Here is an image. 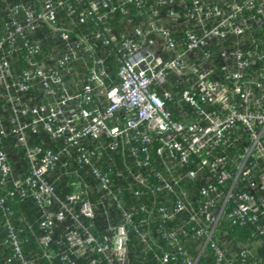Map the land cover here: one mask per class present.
Masks as SVG:
<instances>
[{"label":"built area","instance_id":"1","mask_svg":"<svg viewBox=\"0 0 264 264\" xmlns=\"http://www.w3.org/2000/svg\"><path fill=\"white\" fill-rule=\"evenodd\" d=\"M0 5V264H36L20 238L33 227L12 209L26 200L40 211L43 257L59 264H129L132 233L156 264L208 253L210 264H264L249 248L264 245V0ZM62 179L74 190L60 196ZM234 228L252 242L229 240Z\"/></svg>","mask_w":264,"mask_h":264},{"label":"trees","instance_id":"2","mask_svg":"<svg viewBox=\"0 0 264 264\" xmlns=\"http://www.w3.org/2000/svg\"><path fill=\"white\" fill-rule=\"evenodd\" d=\"M33 0H6V2L8 3H16V2H20V3H30ZM1 7V5H0ZM2 14L0 15V19H1ZM130 17L132 19V25L133 24H137L139 23L137 17H136V10L133 7H130ZM112 24L115 26L116 28V32L119 33H123V29L120 28L121 26V20L118 21L114 20V22H112ZM174 27H177V25H175ZM174 27H171L172 29ZM183 28V25H181L180 27H177L176 29H174V32L177 34L178 32H180ZM180 35V34H179ZM178 35V36H179ZM37 36L40 38V40L43 42V50L46 51L47 49H49L50 46H48V42L50 40H48V38H45V33L41 34H37ZM36 36V37H37ZM37 37V38H38ZM38 38V39H39ZM51 44V43H49ZM109 69L110 71L113 69V65L112 61L109 60ZM19 65V62L16 61L15 63L12 64V67L17 69L16 66ZM112 72V71H111ZM114 72H112L113 74ZM1 106H4V104H2V102H0V108H2ZM0 114L1 110H0ZM7 112L5 111L4 115L5 117ZM31 143H39L40 142V137H30L29 138ZM50 144V141L46 140V145L48 146ZM51 145V144H50ZM4 148L5 151L7 152L8 156H9V161L10 164L12 166V169L14 170L15 173H17L18 175L20 174H24L25 172V160L23 157V151L21 149H15L12 145V140L9 141H5L4 142ZM145 173V172H144ZM71 182V181H70ZM57 193L58 195L62 196L65 193L68 192H72L74 189L73 187L67 183V179H62L57 185ZM123 200L125 202V206H129V202L133 201V199L131 198V196L124 191L123 192ZM96 195L92 196V200L96 201ZM98 211L96 213V219L94 221L95 223V230H94V235L96 237L99 238V240H101V237L105 234V229L108 225V222L106 221V218L103 214L104 209H102L101 207H98ZM115 207L112 208H107L106 210L108 211L109 216L112 218V220L114 221L113 223H120L119 219H117V210L114 209ZM12 209L14 211V216H15V221H17V218L19 217H24L28 222H30V224L33 227V232H28V231H24L20 238L23 241L22 242V250L24 252V254L28 257H33L36 259V264H59L57 259H52L51 261L45 259V257H43L42 255V250L39 247V245L37 244V238L40 237L41 232L38 229L39 226V221H40V211L38 209V207L35 205V203H33L31 200H26V201H22V202H18L16 201L14 204H12ZM65 227V225H61L59 226L56 231H55V235L53 237V240L56 241L58 239V237L61 235L63 228ZM155 230V228H154ZM250 230H245V229H239V228H234V229H230L228 231V239H236V241L239 242H243V244L248 243V242H252V239H249L250 237ZM1 232H0V240H1ZM249 239V240H247ZM51 249L53 250H57L56 249V245L55 243H51ZM251 248V246H250ZM127 249H128V259H129V264H156V262H154V256L152 254V252L147 251L142 245H140L138 239L135 237V235L132 233L130 235V239L128 241L127 244ZM254 252L260 256H263L264 254V245H261L259 248L254 249ZM5 255V253H4ZM208 261L205 262V264H210L212 261V257L211 254L208 253ZM0 260H1V252H0ZM76 264H88V260L87 258H78L76 259Z\"/></svg>","mask_w":264,"mask_h":264},{"label":"rangeland","instance_id":"3","mask_svg":"<svg viewBox=\"0 0 264 264\" xmlns=\"http://www.w3.org/2000/svg\"><path fill=\"white\" fill-rule=\"evenodd\" d=\"M164 19H165V18H164ZM165 22H166V24H168V25H170V26H175L174 24L169 23L167 19H166ZM180 26H181V23H179V24L177 25V27H180ZM177 27H174L173 29H176ZM249 248H250V246H249ZM249 248H248V249H249ZM254 249H256V246H253V245H252V246H251V250L254 251ZM249 250H250V249H249Z\"/></svg>","mask_w":264,"mask_h":264},{"label":"crops","instance_id":"4","mask_svg":"<svg viewBox=\"0 0 264 264\" xmlns=\"http://www.w3.org/2000/svg\"><path fill=\"white\" fill-rule=\"evenodd\" d=\"M114 70H115V68H114Z\"/></svg>","mask_w":264,"mask_h":264}]
</instances>
